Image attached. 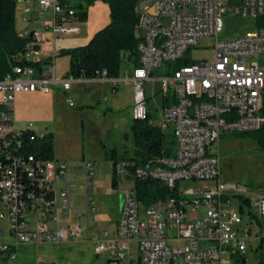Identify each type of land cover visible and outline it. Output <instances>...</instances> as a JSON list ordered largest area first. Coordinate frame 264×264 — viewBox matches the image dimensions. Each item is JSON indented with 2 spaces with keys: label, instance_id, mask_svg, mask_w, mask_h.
I'll use <instances>...</instances> for the list:
<instances>
[{
  "label": "built area",
  "instance_id": "built-area-1",
  "mask_svg": "<svg viewBox=\"0 0 264 264\" xmlns=\"http://www.w3.org/2000/svg\"><path fill=\"white\" fill-rule=\"evenodd\" d=\"M78 5L79 0H15L16 14L22 15L19 22L34 25L18 32L27 39L19 58L34 65L16 66L0 80L2 154H8L13 143L20 145L19 130L10 117L17 94L47 95L54 89L68 93L74 83L73 78L56 77L54 59L59 51L53 48L46 56L45 48L63 36L80 33ZM134 13L138 66H132L125 79L132 84L136 120L152 118L142 84L152 80L153 70L186 55L189 60V50L203 39H213L214 46L210 58L172 69L161 79L168 102L157 108L150 125L164 137L171 129L175 148L167 146L143 166L129 160L116 162L115 189L123 196V205L115 230L99 231L85 240L95 256L105 255L114 264H246V254H255L264 242L258 234L264 219V193L226 185L213 147L222 135L255 131L264 124V0H138ZM227 14L251 19L255 28L219 41ZM96 78L108 79L107 72L96 71ZM65 101L75 107L69 96ZM24 129H32L34 135L31 125ZM9 161L11 165L0 164V205L5 210L0 221H7L11 241L0 240V264H17L16 251L21 246L76 243L83 238L86 227L77 223L56 231L46 226L57 221L53 215L57 198L64 215L69 208L67 182L60 189L55 187L70 173L67 167L33 156ZM91 167L86 163L83 168L86 194L92 186ZM127 180L158 181L172 196L145 204L138 200L134 186H126ZM180 181L199 185L181 191ZM238 196L247 199L256 213L244 218ZM85 210L90 219L94 213L90 198ZM29 213L34 215V225L27 220ZM255 241L260 244L254 249ZM263 256L258 264H264ZM34 264L48 261L37 256Z\"/></svg>",
  "mask_w": 264,
  "mask_h": 264
},
{
  "label": "rangeland",
  "instance_id": "rangeland-1",
  "mask_svg": "<svg viewBox=\"0 0 264 264\" xmlns=\"http://www.w3.org/2000/svg\"><path fill=\"white\" fill-rule=\"evenodd\" d=\"M87 9L94 8L91 12H87L85 18L89 19V24L82 26V31L78 35L63 36L58 39L56 49L68 50L84 45L91 37L95 28L104 26L105 22H110V11L107 3L104 0H79ZM108 9H107V8ZM43 14H41L42 16ZM19 17L22 15L18 14ZM19 17L16 16V31L23 32L30 25L19 22ZM223 31L219 36V41L234 39L240 34L255 28V22L251 19H243L239 16L227 14L223 18ZM18 21V22H17ZM79 21H82L79 19ZM84 21V20H83ZM82 21V22H83ZM85 22V21H84ZM100 28V27H98ZM214 46L213 39H203L195 47L188 52L190 61L199 62L211 57ZM56 75L63 78L69 72V56L56 57L55 59ZM131 61L121 65L118 81L120 77L125 76V73L131 71ZM172 68L164 64L162 67L152 71V80L143 82L142 90L146 98V109L152 116L149 124L154 122L157 116V108H161L163 104L164 90L161 85V79L171 72ZM99 85V93L94 94V90L84 94L82 88L78 89L72 86L68 92L75 107L70 108L64 102L63 104L56 101L54 108H49L48 95L41 94H18L15 97L13 104V113L11 125L19 132L31 124L34 133H44L43 124H57V137L60 139L61 152L65 154V162L67 169L70 171L63 177L62 182H56L55 187L61 188L68 183V188L71 191V203L67 210L66 216L60 218L59 215L56 227L59 223L72 222L81 226L85 224V197H84V176L81 164L89 162L91 167V189H99L100 193L91 194L90 199L93 200L96 209L90 223V228H93L97 221V216L100 214L102 202L109 197L111 193H116V211L121 209L123 205V196L117 192L111 185L113 165L112 162L105 158V150L103 151L100 141L103 145L108 143V149L116 144V152L119 155L131 156L134 150L132 143L133 137V116L132 107L134 103V92L132 84L116 83V94L111 93L110 83ZM97 89V88H95ZM170 95L169 90L166 91ZM58 94H63L61 91ZM94 98H99L100 103L90 102ZM47 102V103H46ZM60 103V104H59ZM84 104H90L85 106ZM48 107V108H45ZM65 106V108H64ZM107 106L111 109L107 110ZM1 111V109H0ZM81 113V115L76 114ZM43 125V126H42ZM84 127V129H83ZM25 130V129H24ZM80 130L84 133H80ZM32 131V130H31ZM39 132V133H38ZM83 138V141H82ZM113 139V143H109ZM165 144L171 148H175V142L171 135V129L166 130ZM81 145L83 151L81 152ZM217 151L221 165V180L228 186H238L241 189L250 190L254 193H264V154L259 152L256 145L248 139H238L230 134L222 135L219 142L213 147ZM82 155L84 159H82ZM61 163H58L60 165ZM125 184L128 188L135 185L134 180H127ZM199 185L195 181H180L177 188L184 191L188 188H194ZM251 185L255 188L253 190ZM135 187V186H134ZM108 196V197H107ZM58 202V200H57ZM56 202V204H57ZM237 203L235 208L237 209ZM5 212V210H4ZM249 212L256 213L254 208L243 207L244 218ZM84 215V216H83ZM92 226V227H91ZM8 226H0V239L8 237ZM6 234V235H5ZM258 234L264 237V219L261 222V227H258ZM259 241L252 243L255 249L259 245ZM264 253V242L262 249H259L255 254L250 251L246 254V264H258L261 260V254ZM132 254L135 257L136 252L132 246ZM37 256H41L48 264H114L110 262L107 256H95L93 254V246L90 243L79 241L76 243L44 245L39 247L21 246L17 251V264H34ZM264 259V256L262 257ZM120 264H125L121 262ZM136 264V261L134 262Z\"/></svg>",
  "mask_w": 264,
  "mask_h": 264
},
{
  "label": "trees",
  "instance_id": "trees-1",
  "mask_svg": "<svg viewBox=\"0 0 264 264\" xmlns=\"http://www.w3.org/2000/svg\"><path fill=\"white\" fill-rule=\"evenodd\" d=\"M91 2L92 0H87ZM110 11V23L96 32L87 44L68 49L60 50L58 57L69 56V72L67 78L73 79H95L96 71L107 72L108 79H117L120 74L121 65L131 61L133 67L138 66L137 40L134 38V28L137 24V17L134 7L138 0H104ZM81 9L80 19L85 20L87 15L86 6L79 4ZM16 7L15 0H0V80L11 73L16 66H33L31 62H23L19 55L27 41L26 38L18 34L15 27ZM43 64V63H42ZM193 61L186 57L180 59L173 65L172 69L181 66H190ZM36 65V64H35ZM167 99L163 98V104ZM261 114L264 116V99L261 107ZM132 143L134 150L131 156L119 155L113 149L106 150L105 158L112 162L113 173L111 185L116 188V177L114 166L121 160H129L135 166H143L150 159L160 156L168 149L165 144V137L155 127L149 124V117L144 120H133ZM232 137L238 139H248L256 145L259 152L264 154V124L257 130L246 133H230ZM20 145L14 143L6 151L0 150V164L2 166L11 165L14 157L27 158L33 156L37 160L53 159V137L52 134L38 135L25 129L19 132ZM34 136V138H33ZM135 190L138 200L145 204L152 203L159 199L172 196L163 184L158 181H135ZM252 189H255L251 185ZM264 188V187H263ZM244 206H249V201L240 196L237 197Z\"/></svg>",
  "mask_w": 264,
  "mask_h": 264
},
{
  "label": "crops",
  "instance_id": "crops-1",
  "mask_svg": "<svg viewBox=\"0 0 264 264\" xmlns=\"http://www.w3.org/2000/svg\"><path fill=\"white\" fill-rule=\"evenodd\" d=\"M79 4H82L83 5V3H81L80 1H79ZM84 6V5H83ZM96 7H94V8H90V9H87V7H86V11L89 13V11L91 12L93 9H95ZM107 8V7H106ZM108 9V8H107ZM18 14L20 15V13L18 12L17 14H16V16H17V18L19 17L18 16ZM20 18V17H19ZM81 20V19H80ZM85 21V22H84ZM83 22L82 21H80L79 22V28H80V33H81V31H82V26L83 27H85V25H87V24H89V19L87 18H85V20H84ZM18 22V21H17ZM106 24L104 25V26H98V27H100V28H95V30H94V32L92 33V35H91V37L88 39V41L92 38V36L96 33V32H98L99 30H101L102 28H104L106 25H108L110 22H105ZM32 28H34V25H28L25 29H32ZM79 33V34H80ZM58 41V40H57ZM57 41H56V43H55V45L54 46H52V47H50V46H48V47H46L45 48V54H46V56H48V55H50V52H51V49H53V48H55L56 49V44H57ZM88 41L85 43V44H87L88 43ZM84 44V45H85ZM57 50V49H56ZM58 51V50H57ZM54 63H55V60H54ZM54 67H55V64H54ZM129 73H125V76L126 75H130V73H131V71H128ZM55 74H56V69H55ZM125 76H123V77H120L121 79H119L118 81H116V79H111L110 80V83H112L113 85L110 87V89H111V93H115L116 94V91H117V88H116V83H127V84H131L129 81H127L126 79H125ZM56 77L57 78H59L57 75H56ZM114 82V83H113ZM107 83H109V81H108V79H104V80H102V79H98V78H96V79H75L74 80V83L71 85V87L72 86H76V87H78V89H80V88H82V90H83V92H84V94H87V93H90L91 91H93L94 90V94H98L100 91H99V85H105V84H107ZM95 88H97V89H95ZM71 89V88H70ZM61 90H58V89H54L50 94H47L48 96V98H49V104H47V105H49L50 107L49 108H54L55 107V103H56V101H58V102H60L61 104H63V99H64V102L66 103V101H65V99H66V96H69L68 95V93H63L62 91V95L61 94H58V92H60ZM70 91V90H69ZM19 94H22V93H19ZM23 94H34V93H23ZM35 94H40V93H35ZM18 95V94H17ZM41 95H43V96H45L44 94H41ZM16 97V96H15ZM93 102H97V103H100V99L99 98H94L93 99V101L92 102H90L91 104L93 103ZM47 103V102H46ZM59 103V104H60ZM14 104V103H13ZM85 106H87V105H90V104H84ZM45 108H48V107H46L45 106ZM64 108H65V106H64ZM109 109H111L109 106H107V110H109ZM11 113H13V109H12V112ZM76 114H80L81 115V113H76ZM12 119V118H11ZM29 125H31V124H29ZM44 125V126H43ZM42 126L44 127V129H46L45 130V134H52V137H53V144H54V148H53V160L58 164V163H61L60 165H65L66 167H67V164H66V162H65V157H67L65 154H63L62 152H61V147H60V143H59V138L57 137V133L59 132V130L57 129L56 130V127H58L57 126V124L55 123V124H51V122H49L48 124H43ZM32 126V125H31ZM33 128V127H32ZM83 129H84V127H83ZM20 130H24V128L23 129H20ZM35 131V130H34ZM84 131V130H83ZM83 131H81L80 130V133H84ZM39 133V132H38ZM40 135H43V133H41ZM82 141H83V138H82ZM100 143H101V146H102V149H103V151L105 150H111V149H113V150H115L116 151V144H114L110 149H108V143L107 144H105V145H103L102 144V142L100 141ZM109 143H113V139L112 140H110L109 141ZM83 151V145H81V152ZM82 159H84V157H83V155H82ZM86 163H89V162H84L83 161V164H81V167H82V169L84 168V165L86 164ZM91 164V163H90ZM92 165V164H91ZM82 175L84 176V174L82 173ZM68 184V183H67ZM62 188V187H61ZM93 189H91V191H90V189H89V192L86 194V192H85V180H84V185H83V190H84V197H85V206H84V210H85V208H86V201H87V198H90V196H91V194H97L98 195V193H100V190L99 189H95L94 188V186L92 187ZM58 189H60V188H58ZM114 189V188H113ZM68 190H69V188H68ZM71 191L69 190V197H70V201H71V193H70ZM114 192H116V189H114ZM108 197V196H107ZM57 200H58V202H57ZM56 202H57V204H55L54 205V208H53V215L58 219V217H59V221H60V218H63L64 219V216H66V214L64 215L63 214V210L61 209V204H60V202H59V199L57 198L56 199ZM92 202H93V200H92ZM71 203V202H70ZM69 203V204H70ZM93 204H94V202H93ZM69 207H70V205H69ZM71 208V207H70ZM96 209H97V207L95 206V204H94V213L91 215V218H93L94 216H96V214H95V212H96ZM100 210L101 211H98V212H100V214L97 216V221H96V223H94V227L93 228H90V223L89 222H92V220L93 219H87L86 217H84L85 218V224H84V226L86 227V232H85V234H84V237L83 238H81L79 241H83V239L85 238V237H88V236H91V235H94L95 233H97V232H99V231H107V232H109V233H111V232H113L114 230H115V227H116V223H117V221H118V219H119V216H120V212H121V209L119 210V209H117V211H116V193H111L110 195H109V197L107 198V199H105L103 202H102V207L100 208ZM4 212V208L0 205V213H3ZM85 213H86V210H85ZM84 213V214H85ZM59 215V216H58ZM58 216V217H57ZM84 216V215H83ZM27 220H28V222L31 224V225H34V223H35V218H34V215L32 214V213H29L28 215H27ZM57 222H58V220L56 221V222H54V223H47V228L49 229V230H61V229H64V228H66V227H68V226H70V225H72L73 223L71 222H66V223H64V224H62V223H59L58 225H59V227H56V224H57ZM3 225H6V226H8V223H7V221L6 220H3V221H0V226H3ZM92 227V226H91ZM8 230H9V226H8ZM8 234H9V231H8ZM6 235V234H5ZM1 240V239H0ZM2 241H4V242H10L11 241V237H10V235H8V237H3L2 238ZM78 241V242H79ZM85 242H87L88 243V241H86L85 240ZM20 248V247H19ZM18 248V249H19ZM18 249H17V251H18ZM16 251V252H17Z\"/></svg>",
  "mask_w": 264,
  "mask_h": 264
},
{
  "label": "bare ground",
  "instance_id": "bare-ground-1",
  "mask_svg": "<svg viewBox=\"0 0 264 264\" xmlns=\"http://www.w3.org/2000/svg\"><path fill=\"white\" fill-rule=\"evenodd\" d=\"M30 130H32V129H30ZM37 134V133H36ZM39 136H40V134H38Z\"/></svg>",
  "mask_w": 264,
  "mask_h": 264
}]
</instances>
